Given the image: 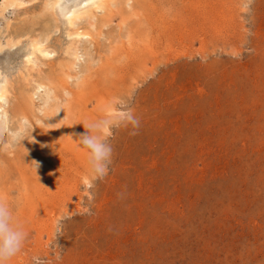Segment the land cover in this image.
I'll use <instances>...</instances> for the list:
<instances>
[{"label": "rangeland", "instance_id": "obj_1", "mask_svg": "<svg viewBox=\"0 0 264 264\" xmlns=\"http://www.w3.org/2000/svg\"><path fill=\"white\" fill-rule=\"evenodd\" d=\"M1 93L8 264H264V0H0ZM116 97L140 127L98 179L77 138Z\"/></svg>", "mask_w": 264, "mask_h": 264}, {"label": "clouds", "instance_id": "obj_2", "mask_svg": "<svg viewBox=\"0 0 264 264\" xmlns=\"http://www.w3.org/2000/svg\"><path fill=\"white\" fill-rule=\"evenodd\" d=\"M70 99L71 94H66L65 103ZM103 112L102 117L83 124L86 131L78 134L77 138L78 145L87 150L90 173L98 179L106 176L111 168L114 149L110 143V134L117 128L130 127L129 134L136 135L140 127V120L123 97L113 98ZM37 167L39 165L35 163V169ZM27 239L28 233L15 218L13 206L0 200V264H8L12 257L21 252ZM59 258L56 255V259ZM31 264H51V261L46 257L33 255Z\"/></svg>", "mask_w": 264, "mask_h": 264}, {"label": "bare ground", "instance_id": "obj_3", "mask_svg": "<svg viewBox=\"0 0 264 264\" xmlns=\"http://www.w3.org/2000/svg\"><path fill=\"white\" fill-rule=\"evenodd\" d=\"M94 1H95V0H94ZM104 1H105V0H104ZM90 2H92V1H90ZM101 3H102V2H101ZM88 4H89V2H88ZM21 5H23V3H22ZM56 5H57V4H56ZM90 5H91V4H90ZM95 5H96V4H95ZM100 5H101V4H100ZM100 5H99V6H100ZM19 6H20V5H19ZM102 6H103V5H102ZM100 7H101V6H100ZM80 8H82V7H80ZM91 8H92V7H91ZM94 8H96V7H94ZM75 11H76V10H75ZM90 11H91V10H90ZM90 11H89V12H90ZM98 11H99V10H98ZM94 12H95V11H94ZM95 13H97V12H95ZM86 14H88V11H87V10H84V11H81V12H80V11H76L75 13H73V18H75V20H79V19H81V18H79V17H81V16H83V15H86ZM92 14H93V13H92ZM95 15H96V14H95ZM68 16H69V14H68ZM87 17H88V16H87ZM89 17H90V16H89ZM83 18H84V17H83ZM66 19H67V18H66ZM69 19H70V18H69ZM70 20H71V19H70ZM70 20H69V21H70ZM81 20H82V19H81ZM83 20H85V18H84ZM87 21H88V20H87ZM94 21H95V20H94ZM72 22H73V19H72ZM76 22H77V21H76ZM76 22H75V23H76ZM89 22H90V21H89ZM89 22H88V23H89ZM84 23H85V22H84ZM94 23H95V22H94ZM94 23H93V24H94ZM72 24H73V23H72ZM94 25H95V24H94ZM71 26H73V25H71ZM75 26H76V25H75ZM89 26H90V25H89ZM76 28H77V27H76ZM72 29H74V27H72ZM83 32H84V31H83ZM85 34H86V33H85ZM85 34L80 33V32L77 31V32L75 33L74 36H75L76 39L82 40V39H85V38L87 37V34H86V35H85ZM89 36H90V35H89ZM16 41H17V40H16ZM35 41H36V40H35ZM76 41H77V40H76ZM90 41H91V40H90ZM39 42H40V41H39ZM83 42H85V41H83ZM15 43H16V42H15ZM78 43H79V42H78ZM29 44H31V43H29ZM32 44H33V43H32ZM41 44H42V43H41ZM41 44H39L40 46H37V48L39 47V48H38V52L40 53V56H41L43 59H45V60H50V59L52 58V53H50L49 51H47L46 49H44V48H43V45H44V44H43V45H41ZM76 48H77V46H76ZM78 48H79V47H78ZM73 51H75V50H73ZM77 51H78V50H77ZM79 54H80V52H79ZM79 54H78V55H79ZM81 54H82V53H81ZM28 56H29V55H28ZM76 56H77V55H76ZM76 56H75V58H77ZM28 58H29V57H28ZM73 58H74V56H73ZM78 58H79V56H78ZM26 59H27V58H26ZM77 60H78V59H77ZM79 60H80V59H79ZM28 62H29V61H28ZM74 62H75V61H74ZM74 62H73V63H74ZM73 63H72V65H74ZM28 65H29V64H28ZM30 68H31V67H30ZM35 68H36V67H35ZM7 81H8V80H7ZM79 84H80V83H79ZM7 85H8V83H7ZM10 85H11V84H10ZM4 87H5V86H4ZM2 88H3V87H2ZM37 89H38V90H41L42 87H41V86H38ZM8 91H9V90H8ZM6 95H7V94H6ZM2 99H3V97H2V93H1V94H0V103L2 102ZM25 99H27V98H25ZM30 99H31V98H30ZM47 99L49 100V98H47ZM55 99H56V98H55ZM31 100H32V99H31ZM28 101H29V100H28ZM24 102H25V101H24ZM30 102H31V101H30ZM64 102H65V101H64ZM27 104H28V103H27ZM31 104H32V102H31ZM1 105H3V104H1ZM1 105H0V109L2 110L3 106H1ZM28 105H29V104H28ZM4 106H5V105H4ZM26 106H27V105H26ZM26 106L24 105L23 108H25ZM50 106H51V105H50ZM54 106H57V105H54ZM59 106H61V105H59ZM27 107H28V106H27ZM27 107H26V109H27ZM46 107H48V106H46ZM29 108H30V107H29ZM29 108H28V109H29ZM48 108H49V107H48ZM53 108H54V107H53ZM60 108H61V107H60ZM28 109H27V110H28ZM44 109H45V108H44ZM54 109H56V108H54ZM63 109H64V108H63ZM15 110H16V109H15ZM17 110H19V109H17ZM57 110H59V109H58V106H57ZM3 112H4V111H3ZM18 112H19V111H18ZM21 112H22V111H21ZM25 112H27V111L25 110ZM54 113H55V112H54ZM16 114H17V113H16ZM16 114H15V116L18 115V114H17V115H16ZM20 114H21V113H20ZM18 116H20V115H18ZM23 116H24V115H23ZM23 116H22V117H23ZM24 117H25V116H24ZM63 121H64V120H63ZM2 124H3V123H2Z\"/></svg>", "mask_w": 264, "mask_h": 264}]
</instances>
